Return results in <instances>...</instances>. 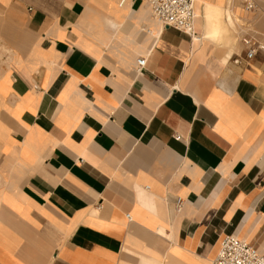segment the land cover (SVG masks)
Here are the masks:
<instances>
[{"label":"crops","instance_id":"1","mask_svg":"<svg viewBox=\"0 0 264 264\" xmlns=\"http://www.w3.org/2000/svg\"><path fill=\"white\" fill-rule=\"evenodd\" d=\"M233 1L196 41L149 0H0V264L264 251V55L206 18Z\"/></svg>","mask_w":264,"mask_h":264},{"label":"built area","instance_id":"2","mask_svg":"<svg viewBox=\"0 0 264 264\" xmlns=\"http://www.w3.org/2000/svg\"><path fill=\"white\" fill-rule=\"evenodd\" d=\"M125 1V0H123ZM246 10L256 7L255 0H241ZM153 16L163 26L173 27L196 37V0H149ZM243 44L246 49L245 58L250 61L260 53L264 55V41L254 37H244ZM138 73L145 69L147 60L140 58ZM178 140L181 135L176 136ZM183 199H177L176 208L181 210ZM215 264H264V251H260L248 241L234 234L225 235L220 241V249Z\"/></svg>","mask_w":264,"mask_h":264},{"label":"rangeland","instance_id":"3","mask_svg":"<svg viewBox=\"0 0 264 264\" xmlns=\"http://www.w3.org/2000/svg\"><path fill=\"white\" fill-rule=\"evenodd\" d=\"M234 1H233L231 6L238 7L242 10H241V15H239L236 12V10L234 12L232 11L234 9V7L232 8V10H228L229 12L227 11V13H228L227 16L228 15L231 16L232 22H229V21L226 22L227 16L224 12L222 13L221 5H216V7L219 11L218 18H220V20H221V17H222L221 21H223V23L225 25V32L226 33L235 32L239 28H241L243 30V34H241V37L240 36L237 37L238 38L237 39V41H238L237 42V49H239L240 46L241 47L244 46L243 41H242L244 37H254V38H257L259 40L264 41V0H255L256 7L252 10H246L243 2L241 0H234ZM205 6H207V5H205ZM198 13L199 12L197 11V14ZM223 30H224V28H223V26H221L219 34L217 35L216 38L213 37L210 33H209V37L212 40H217L220 37V35L222 34ZM241 49H243V52H242V50H241V52H240V50H237V51H239L240 54L244 55L246 53V49H245V47H243ZM230 55L231 54H229V56H227V58H229Z\"/></svg>","mask_w":264,"mask_h":264},{"label":"bare ground","instance_id":"4","mask_svg":"<svg viewBox=\"0 0 264 264\" xmlns=\"http://www.w3.org/2000/svg\"><path fill=\"white\" fill-rule=\"evenodd\" d=\"M197 0H196V11H197ZM207 6L206 7V18L208 19V21L210 22V25H209V28H210V34L213 36V37H217V35L219 34V31L221 29V24H222V21L220 20V18H218V9L216 7V5L214 6L212 3H206ZM236 12L241 15V10L240 8L236 7L235 8ZM229 12V11H228ZM198 16H199V13H198ZM205 16V13L204 15ZM205 18V17H204ZM228 20L229 22H232V18L230 15H228ZM207 21V22H208ZM208 22V23H209ZM204 24V22H203ZM200 26V25H199ZM208 26V25H207ZM204 31V30H203ZM196 39V41H198V36L196 37H193ZM229 56V55H228Z\"/></svg>","mask_w":264,"mask_h":264}]
</instances>
